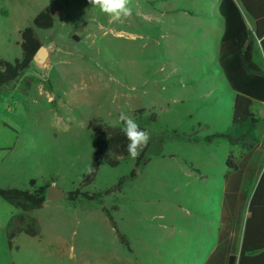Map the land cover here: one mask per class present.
I'll return each mask as SVG.
<instances>
[{
    "label": "rangeland",
    "instance_id": "1",
    "mask_svg": "<svg viewBox=\"0 0 264 264\" xmlns=\"http://www.w3.org/2000/svg\"><path fill=\"white\" fill-rule=\"evenodd\" d=\"M132 9L110 23L89 0H0V61L22 56L21 32L39 13L55 17L52 29L37 32L48 62L0 91V125L20 133L0 129V144L13 146L0 153V176L13 188L36 179L67 196L92 167L94 119L117 126L121 112L157 117L147 165L137 168L131 157L117 168L102 163L84 187L100 201L53 200L57 215L72 221L56 229L69 244L61 264H201L217 242L213 221L232 148L205 139L232 124L235 103L219 68V0H133ZM67 126L57 138L50 133ZM42 214L50 222L53 210ZM56 260L45 251L40 264Z\"/></svg>",
    "mask_w": 264,
    "mask_h": 264
},
{
    "label": "trees",
    "instance_id": "2",
    "mask_svg": "<svg viewBox=\"0 0 264 264\" xmlns=\"http://www.w3.org/2000/svg\"><path fill=\"white\" fill-rule=\"evenodd\" d=\"M219 12L224 21L218 59L219 68L237 96L233 108L232 126L223 133L206 137L205 141L214 143L225 140L232 147L242 149L245 154L241 160L236 161L231 153L227 160L229 171L225 176L221 237L206 264H264V172L261 175L260 166V157L264 149V119L259 118L255 113L257 102L264 104V69L254 61L257 40L261 41L264 52V0H221ZM244 14L253 21L252 29L247 25ZM54 25L53 14L49 10H43L35 17L33 26L21 32L22 56L12 62L0 61V91L16 83L35 65L34 56L43 45L37 32L50 30ZM145 112V110L135 112L133 119L142 130L148 132V126L155 123L157 117L151 114L145 118L143 117ZM123 127L122 122L120 125L112 126L100 118L93 120L92 130L96 138V151L92 162L94 171L84 176V183L79 189L67 193L68 201L76 204L82 200L94 202L102 199V194H90L84 191V187L94 181L102 163L117 168L123 160L130 158L126 150L128 140L122 131ZM151 143L152 139L136 158L137 168L150 162L147 153ZM136 174V171H133L131 178ZM29 184L30 187L24 190L12 187L0 188V197L20 211L8 226L10 248L20 234L29 237L41 235L40 223L31 217L30 213L42 209L47 203L50 183L39 186L37 180L32 179ZM247 206L251 217L247 220L240 249L241 218ZM103 211L114 225L109 211L106 208ZM236 216L238 217L235 219ZM234 227L236 236L231 239L230 232ZM117 234L126 244L127 238L118 230Z\"/></svg>",
    "mask_w": 264,
    "mask_h": 264
},
{
    "label": "crops",
    "instance_id": "3",
    "mask_svg": "<svg viewBox=\"0 0 264 264\" xmlns=\"http://www.w3.org/2000/svg\"><path fill=\"white\" fill-rule=\"evenodd\" d=\"M220 2H221V0H219V6H220ZM244 17H245V20L247 22V25H249V28L252 29L254 26L253 21L246 14H244ZM223 31H224V21H223ZM222 35H223V32H222ZM221 38H222V36H221ZM220 43H221V39H220ZM219 51H220V45H219ZM254 61L262 69H264V52H263L260 40H257V43L255 45ZM236 96H237V93L235 92V98H236ZM235 98H234V102H235ZM255 106H256L255 107L256 115L259 118L264 119V104L257 102V104ZM258 108H259V112H257ZM231 120L233 121V113H232ZM231 126H232V124L230 126H228L226 129H228ZM1 128L4 130L10 129L13 133H15L18 136L20 134L19 132L13 130L11 128V126L9 127V125H7L4 122L2 123V125H0V129ZM53 128H55V127H53ZM65 128H66V131H61L59 129L57 132L51 131L50 133L55 138H57L58 133H61V132L62 133H68L70 131L68 126ZM219 141H221V140H219ZM223 141H225V140H223ZM216 142H218V141H216ZM225 142H227V141H225ZM230 147L232 148V150L230 151V153L228 155V160H229V156L231 155V153L233 154V157H234V159H236V161L241 160L245 154L243 152V150L238 148V147H232L231 145H230ZM234 149L235 150L238 149V151H235ZM12 151H13V146L11 144H9V143L0 144V153L2 155L9 154ZM260 158H261L260 159L261 160L260 166H261V171H262L261 175H262L264 172V149L262 150V155ZM226 166H227V162H226ZM228 171H229V168L227 167V170L224 173L223 178H225ZM261 175H260V177H261ZM225 179H224V184H225ZM259 180H260V178H259ZM259 180H258V183H259ZM225 185H224V194H223L224 198H225ZM11 187H12V185L10 184V181L5 177L0 176V188L1 189H8ZM66 195H67V192H66ZM66 197L67 196H65L64 198H66ZM224 198L222 199V201L219 205V207H220V213L219 214H220L221 218L223 217L222 213H223V206H224ZM46 202L47 203L44 204L42 209L36 210V211H33L30 213L31 217H33L39 221L40 226H41V235L39 237H29L25 234H20L13 241V247L10 248L9 247V237H8V234H9L8 226H9L11 220L13 219V217L18 215L20 213V211L17 210L10 203H8L7 201H5L3 198L0 197V264H40V261L44 258L45 251H48V253L50 255L52 253V255L55 256V259H57L56 260L57 264H61L62 256L67 255V253H68L67 249H68L69 244L67 242L68 241L67 240V234H65L61 231L56 232V229L63 228L64 232H65L72 225V221L70 219H67L68 217L67 218H64V217L60 218L57 215V212L54 210L55 205H53L54 204L53 202H55V201H53V200L49 201L47 199ZM249 204H250V202H249ZM248 206L244 209V211L242 213V218H241V226H240V235L241 236H239L240 249H241L242 241L244 238L247 220L251 217V213L249 212ZM46 208L53 210V214L49 216L50 222H45L44 218H46V216L42 214V211ZM236 212H238V211L236 210ZM54 214H55V216H54ZM237 217L238 216H236L235 219ZM221 218H215L213 221V222H216V225H218L217 242L214 245L211 252L202 261L201 264L207 263L210 256L212 255L213 251L216 249V247L218 245L219 237H221L220 236V232H221V228H222ZM52 230H54V231H52ZM230 235H231L230 236L231 239L235 238V236H236V228L235 227L231 229ZM237 257H239V255ZM69 262H70V264H72L71 263L72 258H69Z\"/></svg>",
    "mask_w": 264,
    "mask_h": 264
},
{
    "label": "clouds",
    "instance_id": "4",
    "mask_svg": "<svg viewBox=\"0 0 264 264\" xmlns=\"http://www.w3.org/2000/svg\"><path fill=\"white\" fill-rule=\"evenodd\" d=\"M91 5L95 6L98 11L109 18L110 23H120L133 14V0H89ZM119 121L123 123L122 131L128 140L127 152L135 160L140 155L142 149L147 146L150 140V134L142 130L137 122L128 114L121 112ZM94 171L92 167L86 169L87 174Z\"/></svg>",
    "mask_w": 264,
    "mask_h": 264
},
{
    "label": "water",
    "instance_id": "5",
    "mask_svg": "<svg viewBox=\"0 0 264 264\" xmlns=\"http://www.w3.org/2000/svg\"><path fill=\"white\" fill-rule=\"evenodd\" d=\"M74 39L78 40L76 36L74 37ZM50 55H51V50L49 46L42 45L39 51L34 56V64L40 65V66L45 65L48 62ZM60 196L62 197L65 196L62 190L54 186H49L48 193H47V199L49 201L56 200Z\"/></svg>",
    "mask_w": 264,
    "mask_h": 264
}]
</instances>
